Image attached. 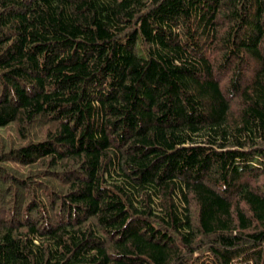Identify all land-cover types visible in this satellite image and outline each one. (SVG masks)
<instances>
[{
	"label": "trees",
	"instance_id": "1",
	"mask_svg": "<svg viewBox=\"0 0 264 264\" xmlns=\"http://www.w3.org/2000/svg\"><path fill=\"white\" fill-rule=\"evenodd\" d=\"M250 263L264 0H0V264Z\"/></svg>",
	"mask_w": 264,
	"mask_h": 264
},
{
	"label": "rangeland",
	"instance_id": "2",
	"mask_svg": "<svg viewBox=\"0 0 264 264\" xmlns=\"http://www.w3.org/2000/svg\"><path fill=\"white\" fill-rule=\"evenodd\" d=\"M11 131H12V130H11ZM11 131H10V132H11ZM250 264H251V263H250Z\"/></svg>",
	"mask_w": 264,
	"mask_h": 264
}]
</instances>
